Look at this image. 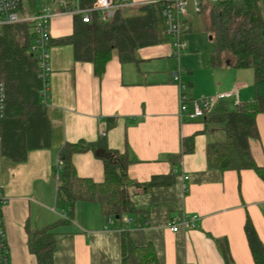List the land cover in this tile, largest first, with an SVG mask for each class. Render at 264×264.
Listing matches in <instances>:
<instances>
[{
	"label": "crops",
	"instance_id": "1",
	"mask_svg": "<svg viewBox=\"0 0 264 264\" xmlns=\"http://www.w3.org/2000/svg\"><path fill=\"white\" fill-rule=\"evenodd\" d=\"M32 1H23L26 12L32 10ZM130 1L139 5L156 0ZM193 18L187 19L185 34L193 30ZM74 19L54 18L50 26L54 42L74 34ZM187 48L179 66L187 71L180 78L189 99L237 90L238 95L224 100L229 111L254 101V83L253 88L245 83L243 74L232 73L235 68L229 64L214 67L212 55L206 67L198 69L189 61L197 56L187 53ZM175 57L169 40L140 49L134 62L122 63L115 54L98 76L92 63L76 60L73 45L54 44L46 103L52 125L50 147L29 151L20 163L4 160L0 152V192L7 198L4 221L11 264H38L29 247L28 230L56 223L53 264H122L125 229L135 246H153L159 264H255L245 224L249 217L264 246V179L252 169L239 173L208 168L207 146L220 142L216 135L223 127H206L205 117L180 120V92L173 80L178 72ZM205 68L209 76L202 74ZM257 124L259 138L252 139L250 146L256 164L264 168V114L258 115ZM191 136H195L194 152L172 161L182 151V140ZM80 141L105 144L73 156L81 178L104 181L103 156L95 151L108 149L128 156L131 180L143 184L168 177L171 183L146 191L132 189L140 213L127 216L132 219L129 224L115 220L105 229L107 220L97 202H76L70 217V204L58 195L60 151ZM193 216L198 217L194 228L180 226L174 232L168 226ZM226 245L229 263L222 248Z\"/></svg>",
	"mask_w": 264,
	"mask_h": 264
},
{
	"label": "trees",
	"instance_id": "2",
	"mask_svg": "<svg viewBox=\"0 0 264 264\" xmlns=\"http://www.w3.org/2000/svg\"><path fill=\"white\" fill-rule=\"evenodd\" d=\"M38 1L31 2L33 8L29 12L22 7V14L37 13ZM93 1L83 0L84 6H90ZM199 14L205 16V31L216 46L212 65L221 67L229 64L235 69H252L254 72L255 98L251 104L229 111L222 100L205 117L206 127L221 125L226 133L224 141L208 144V168L239 173L252 169L264 179V168L256 164L250 146L252 139L259 138L257 117L264 114V0H220L215 3L204 0ZM166 41L169 38L162 7L156 0L120 8L110 20H103L95 14L90 23H84L80 17H75L74 34L56 42L52 40V46L73 45L76 60L92 63L96 75L101 76L115 54L122 63L134 62L140 49ZM31 44L29 24L0 27V78L5 82L7 95L6 114L0 120V148L2 158L15 163L23 162L29 151L46 149L51 144L52 125L46 102L40 96L42 84L38 79L37 60L31 53ZM103 145L105 147L101 141L97 144L80 141L66 144L61 149L62 176L58 195L70 204V217L76 202H97L105 220L114 218L125 224L127 216L140 213L132 189L146 191L171 182L168 177H154L143 184L131 180L128 156L108 149L102 158L105 166L103 182L79 177L73 156L94 151ZM194 147L195 136L184 138L181 153L173 155L171 160L193 153ZM56 225L28 230L29 247L37 256L38 264H53ZM245 234L255 264H264V246L249 217ZM222 248L229 263L228 246ZM122 264H159V261L151 244L135 246L125 229L122 234Z\"/></svg>",
	"mask_w": 264,
	"mask_h": 264
},
{
	"label": "built area",
	"instance_id": "3",
	"mask_svg": "<svg viewBox=\"0 0 264 264\" xmlns=\"http://www.w3.org/2000/svg\"><path fill=\"white\" fill-rule=\"evenodd\" d=\"M23 1L0 0V27L17 24H29L31 26V53L37 60L38 79L42 84L40 96L46 103L52 74L51 54L53 46L50 26L54 18L61 15H69L74 18L80 17L84 23H90L95 14H99L103 20H110L115 16L118 9L135 6L130 0H119V2L115 0H94L90 6H84L83 0H54L51 4H43L34 15H29L26 12L22 14ZM189 1L193 2L195 12L199 14L204 0H159L162 7L166 35L171 41L176 57L185 52L187 47L184 41V34L189 29L187 19L191 16L188 9ZM209 1L215 3L220 0ZM55 6L59 8V11H54ZM173 80L179 87V117L182 121H194L204 118L219 102L238 95L237 90H231L201 100H191L186 94V86L181 81L180 72L174 74ZM6 102V85L3 79L0 78V120L5 117ZM185 180H188V177H185ZM6 202L7 198L0 192V264H11L4 221V206ZM197 218V216H193L191 220L172 221L168 226L174 232H177L180 226L194 228V222ZM131 221V218H125V224H129ZM114 223L115 219L109 218L105 229H108Z\"/></svg>",
	"mask_w": 264,
	"mask_h": 264
},
{
	"label": "rangeland",
	"instance_id": "4",
	"mask_svg": "<svg viewBox=\"0 0 264 264\" xmlns=\"http://www.w3.org/2000/svg\"><path fill=\"white\" fill-rule=\"evenodd\" d=\"M188 9L190 12V15L193 16L194 18L192 19L191 26L193 27V30L191 32H188L184 36V41L187 42V53L191 54V56H197L196 59L190 58L189 61H192V64L195 65L198 69H202L203 67H206V63L209 62V58L211 55H213L216 51V46L215 43L210 39V35L205 31V16L203 14H197L194 9V5L192 1L188 2ZM190 47L193 49L190 50ZM185 53V54H187ZM184 52L179 56L175 57V71H178L180 73L185 72L187 73L186 70L182 68V66H179V59L181 60V57H183ZM196 63V64H195ZM181 65V63H180ZM197 65V66H196ZM205 70H203V75L204 76H209L208 73H204ZM232 73H239L243 74V80L244 82H248L250 87L253 88V83H254V72L252 69H231ZM213 73V71H210ZM214 72L218 73L219 70L217 68L214 69ZM234 81L235 77H229V80ZM216 127H222L221 125H212ZM222 132V133H221ZM217 139L216 137L213 140H218V141H224L226 139V133L223 130H217ZM211 140V141H213ZM216 142V141H215ZM1 152V148H0ZM10 262H11V255H10Z\"/></svg>",
	"mask_w": 264,
	"mask_h": 264
},
{
	"label": "water",
	"instance_id": "5",
	"mask_svg": "<svg viewBox=\"0 0 264 264\" xmlns=\"http://www.w3.org/2000/svg\"><path fill=\"white\" fill-rule=\"evenodd\" d=\"M210 39H212V37H210ZM95 153L97 155H102L103 157L105 156V150H102V149L96 150ZM116 219L118 220L119 219V216H117Z\"/></svg>",
	"mask_w": 264,
	"mask_h": 264
}]
</instances>
